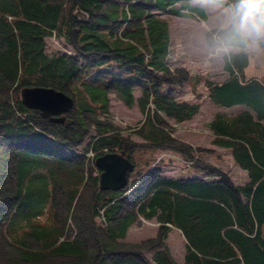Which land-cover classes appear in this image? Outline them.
Wrapping results in <instances>:
<instances>
[{
	"label": "trees",
	"instance_id": "1",
	"mask_svg": "<svg viewBox=\"0 0 264 264\" xmlns=\"http://www.w3.org/2000/svg\"><path fill=\"white\" fill-rule=\"evenodd\" d=\"M189 1L0 0V264H264V79L245 78L246 52L224 56L228 78L209 85L215 105L245 108L233 116L216 113L208 127L213 143L230 149L248 180L234 185L214 170L207 175L218 179L170 178L150 166L152 151L176 144L166 120L186 121L199 110L169 87L188 76L181 70L180 78L174 76L162 17L204 19V11ZM51 36L69 52L47 53ZM25 86L73 97L66 121L52 122L25 107L19 100ZM135 90L141 91L137 102L145 114L133 129L148 143L142 150L109 118L108 94L115 92L131 107ZM119 151L134 163V178L118 191L100 190L94 158ZM43 161L53 173L39 167ZM77 165L85 173L73 181L70 169ZM58 170L75 184L62 189L57 207L54 195L51 219L60 230L38 222L34 205L43 194L34 196L35 189ZM67 216L76 229L72 236ZM140 217L156 219L157 236L123 243ZM171 228L185 239L181 263L166 245Z\"/></svg>",
	"mask_w": 264,
	"mask_h": 264
},
{
	"label": "rangeland",
	"instance_id": "2",
	"mask_svg": "<svg viewBox=\"0 0 264 264\" xmlns=\"http://www.w3.org/2000/svg\"><path fill=\"white\" fill-rule=\"evenodd\" d=\"M192 1L194 4V0ZM162 17L167 20L169 26V57L174 76L180 78L183 73L180 74L179 70L185 71L188 76L182 83L174 84L169 87L172 88L174 96L178 100L197 104L199 110L191 119L186 121L175 122L171 119L166 120V128L171 131L172 136L176 140V144L171 147L159 148L152 151L153 159L151 160L150 166L155 165L159 167L161 174L170 178L218 179L219 177L217 176L207 175L206 171H220L227 174L234 185H241L248 180L246 170L235 164L230 149L219 147L213 143L212 131L208 127V123L211 122L216 113L233 116L245 107L242 105H235L232 107L217 106L209 99L211 92L209 85H211L212 88L216 85H220L228 78V73L226 74L224 72L223 57L209 58L199 43L198 30L207 19L204 20L196 16L180 17L170 14H164ZM57 50L69 52V48L62 39L55 36L47 38L46 52L53 54ZM260 51L264 52V49ZM251 55L252 63L261 61V56L259 54L251 53ZM261 70H264V65ZM256 74H258V72H256ZM257 77H260V75ZM183 79L185 78H182V80ZM164 87L168 86L164 84ZM140 95V90L134 91L135 102L131 107L127 106L115 92H110L108 97L110 101V121L119 127L122 135L131 134V143L133 145H142V147H140L142 150L143 146L148 143L133 133V129L139 126L145 118V114L139 102H137ZM76 101L77 107H80L79 103H81V101L78 97ZM142 154L144 157H147L149 152L144 151ZM86 155L90 157L91 153L89 152ZM195 164L205 168L203 170L196 168ZM49 166H51L49 162L46 165L45 161L39 164L41 169H46L47 174H51L53 171L49 170ZM70 170L71 178L69 179L73 181L77 180V177L82 175V173H85L80 169V165L72 166ZM55 172L57 177L55 174H52L48 176V178H45L43 181H45L46 184H39L34 194V196H36L40 192L43 193L40 195V199L34 197V205L39 209V215L36 216L37 218L33 216L32 219L35 218L38 222L47 226L52 223L51 218L52 212L54 211L52 205L55 203L54 195L56 194L57 196V207L63 198L61 194L62 191L67 187L75 185L74 183L68 182L65 177L60 178L57 175L60 173L59 170ZM133 178V174L131 177L129 175L127 186L130 185ZM56 189L60 192H56ZM56 207H54V209ZM56 210L59 215L62 216L64 214V210L61 206H59L58 209L56 208ZM94 220L98 224L101 222L102 217ZM54 225L56 229H61V227L56 224ZM65 226L67 234L71 232L70 236L74 235L76 229L74 228L75 226L72 218L67 216ZM158 229L159 223L155 218L144 219L140 217L136 223L128 228L125 237L121 241L125 244L143 242L157 236ZM262 231L264 236V225ZM166 245L173 259L181 263L185 253V239L178 229L171 228L170 232L167 234Z\"/></svg>",
	"mask_w": 264,
	"mask_h": 264
},
{
	"label": "clouds",
	"instance_id": "3",
	"mask_svg": "<svg viewBox=\"0 0 264 264\" xmlns=\"http://www.w3.org/2000/svg\"><path fill=\"white\" fill-rule=\"evenodd\" d=\"M207 20L198 40L209 58L264 47V0H194Z\"/></svg>",
	"mask_w": 264,
	"mask_h": 264
},
{
	"label": "water",
	"instance_id": "4",
	"mask_svg": "<svg viewBox=\"0 0 264 264\" xmlns=\"http://www.w3.org/2000/svg\"><path fill=\"white\" fill-rule=\"evenodd\" d=\"M20 102L28 109L39 111L43 118L52 122H64L66 114L74 107V98L61 90L44 86H25L20 89ZM99 170L100 190L118 191L128 182L134 163L124 151L106 152L94 158Z\"/></svg>",
	"mask_w": 264,
	"mask_h": 264
},
{
	"label": "crops",
	"instance_id": "5",
	"mask_svg": "<svg viewBox=\"0 0 264 264\" xmlns=\"http://www.w3.org/2000/svg\"><path fill=\"white\" fill-rule=\"evenodd\" d=\"M189 2H191L193 4L192 0H190ZM203 15H204V20H206L207 16L205 15V13H203ZM196 17H198V16H196ZM198 18H200V17H198ZM261 49H264V47H261L257 50L256 49L255 50H253V49L241 50V51L246 52L247 56H248V64L244 68V75H245L246 79H251V78L263 79L264 78V70H261L263 68V65H264V52H261L260 51ZM251 53L259 54L261 56V61L257 62V63H255V62L252 63ZM223 61H224V58H223ZM261 66H262V68H261ZM224 72H225V70H224ZM256 72H258V74H256ZM258 75H260V77H257Z\"/></svg>",
	"mask_w": 264,
	"mask_h": 264
}]
</instances>
